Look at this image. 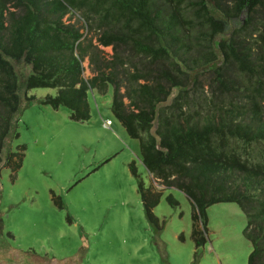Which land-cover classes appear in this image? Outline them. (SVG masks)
<instances>
[{
  "label": "trees",
  "instance_id": "trees-1",
  "mask_svg": "<svg viewBox=\"0 0 264 264\" xmlns=\"http://www.w3.org/2000/svg\"><path fill=\"white\" fill-rule=\"evenodd\" d=\"M83 31L112 46L111 59ZM19 63L31 67L26 87L56 88L45 103L74 120L91 117L89 90L112 85L113 114L139 139L148 172L190 199L196 244L207 207L235 202L248 262L264 264V0H0V161L19 105ZM25 149L8 154L15 173ZM138 190L152 216L160 193L143 182Z\"/></svg>",
  "mask_w": 264,
  "mask_h": 264
},
{
  "label": "rangeland",
  "instance_id": "rangeland-1",
  "mask_svg": "<svg viewBox=\"0 0 264 264\" xmlns=\"http://www.w3.org/2000/svg\"><path fill=\"white\" fill-rule=\"evenodd\" d=\"M71 17L82 24L78 14ZM83 32L102 61L111 59L112 46H96V34ZM83 66L86 78L96 74L89 56ZM118 69L124 92L127 79ZM30 71L19 63L18 110L1 152L0 264H249L246 216L235 202L207 207L206 232L196 222L205 240L196 244L190 199L148 172L139 139L113 114L112 85L89 90L91 117L74 120L67 107L45 103L56 88L26 87ZM20 145L25 155L15 173L6 162ZM140 182L160 193L152 216Z\"/></svg>",
  "mask_w": 264,
  "mask_h": 264
},
{
  "label": "built area",
  "instance_id": "built-area-1",
  "mask_svg": "<svg viewBox=\"0 0 264 264\" xmlns=\"http://www.w3.org/2000/svg\"><path fill=\"white\" fill-rule=\"evenodd\" d=\"M108 122H110V120Z\"/></svg>",
  "mask_w": 264,
  "mask_h": 264
}]
</instances>
